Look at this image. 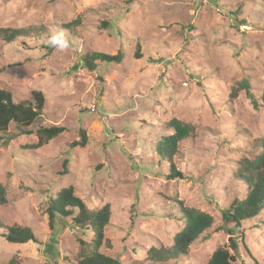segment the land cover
I'll return each instance as SVG.
<instances>
[{
	"label": "rangeland",
	"instance_id": "1",
	"mask_svg": "<svg viewBox=\"0 0 264 264\" xmlns=\"http://www.w3.org/2000/svg\"><path fill=\"white\" fill-rule=\"evenodd\" d=\"M0 28L26 30L0 40V89L15 104L43 94L41 118L28 131L65 130L35 151V135L20 127L0 135V224L36 238L14 245L0 237V264H75L86 254L78 239L90 245L92 235L74 226L76 210L48 225L47 202L67 187L88 211L110 207L111 247L100 253L120 264H207L217 249L237 264H264V210L240 225L222 214L248 193L236 173L241 162L261 153L264 0H0ZM58 34L67 47L46 53ZM118 51V65L89 72L80 62L84 53ZM242 81L248 92L231 100ZM173 119L193 134L163 161L156 146L174 134ZM79 130L86 146L72 148ZM171 165L183 179H166ZM178 203L210 215L212 225L186 256L151 263L147 251L170 247L183 227Z\"/></svg>",
	"mask_w": 264,
	"mask_h": 264
},
{
	"label": "trees",
	"instance_id": "2",
	"mask_svg": "<svg viewBox=\"0 0 264 264\" xmlns=\"http://www.w3.org/2000/svg\"><path fill=\"white\" fill-rule=\"evenodd\" d=\"M77 23V20L71 23L64 24L65 29H70ZM106 27V24H102ZM33 30L32 28L29 29ZM26 30L0 28V40L4 43L16 41L23 37ZM56 47L49 44L44 47L46 53L50 54ZM123 53L118 51L115 55H108L99 52L84 53L80 62L82 66L92 72L95 70L96 64H115L118 65L123 60ZM139 47L136 45L134 58L138 60ZM241 90L248 92L249 86L246 81L237 83L231 91L229 97L233 100L237 93ZM33 103H18L12 101L11 94L0 89V135L7 133L11 125L20 127L21 135L34 134L36 142L29 147L30 150H37L50 141L58 137L65 130L60 126L38 127L34 132L27 130L29 126L35 124L42 115L45 99L41 92H32ZM264 102V94L261 96ZM174 134L168 137H162L156 146V151L163 161H171L177 152V146L180 142L187 140L193 133V128L179 123L177 120H171L169 124ZM79 140L71 144V147H84L87 143V137L84 130H79ZM261 153L254 159H244L238 170L237 177L248 188L246 197L237 201L234 200L226 211H223L224 221L240 225L242 222L251 220L259 215L264 210V137L260 142ZM167 180L183 179V176L178 172L173 165L168 169L166 175ZM46 215L50 229L53 228L56 218H68L73 215V211H77L76 216L72 218L75 227L81 230H88L91 235L90 245L83 240L78 239L79 245L88 247L89 250L75 264H120L117 259L110 258L100 253L101 247L110 248V243L104 237V230L110 219V207L104 205L97 211H88L84 203L74 195L72 187L63 188L58 191L54 198L48 200ZM7 204L6 189L0 183V207ZM180 213L182 215L183 227L175 234L172 245L168 248H150L147 251V259L151 263H166L171 260H176L187 255L189 248L193 243L212 225L210 215L199 212L191 208L184 207L178 203ZM0 228L4 229L0 237L9 244L25 245L30 242L35 243L36 238L31 229L20 225H12L4 227L0 224ZM9 264H14L11 260ZM207 264H237L234 256L228 253L225 249H217L211 256Z\"/></svg>",
	"mask_w": 264,
	"mask_h": 264
},
{
	"label": "clouds",
	"instance_id": "3",
	"mask_svg": "<svg viewBox=\"0 0 264 264\" xmlns=\"http://www.w3.org/2000/svg\"><path fill=\"white\" fill-rule=\"evenodd\" d=\"M50 46H55V47H60V48H65L67 47V41L63 37L62 34H58L56 36H53L49 41H48Z\"/></svg>",
	"mask_w": 264,
	"mask_h": 264
}]
</instances>
